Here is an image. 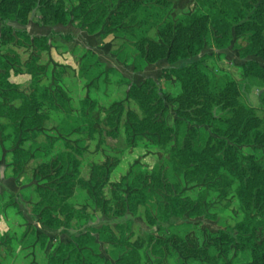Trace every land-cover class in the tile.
Segmentation results:
<instances>
[{
	"label": "trees",
	"instance_id": "obj_1",
	"mask_svg": "<svg viewBox=\"0 0 264 264\" xmlns=\"http://www.w3.org/2000/svg\"><path fill=\"white\" fill-rule=\"evenodd\" d=\"M194 3L191 12L172 18L170 0H73L70 11L65 0H0V44L25 40L32 45L33 57L27 66L34 78L36 61L49 49L51 37L58 32L51 30L49 34L33 36L9 21L24 25L38 11L46 25L76 21L87 34L101 30L104 34L112 33L120 40L114 50L117 59L123 61L133 55L135 70L140 69L141 63L166 59L169 65L161 72L178 88L176 96H167L176 101L178 117L174 123L166 120V98L153 78L130 83L127 95L141 113H129L124 125L126 136L138 140L145 135L160 147L173 141L166 164L176 175L189 184H203L214 193L233 192L241 210L234 224L210 234L213 251L186 247L188 255L216 264L224 254L234 250L241 257L239 264H264V65L256 59L245 60L240 67L239 80L225 70L210 69L205 54L184 65H174L179 60L199 55L209 39L220 49L239 35L246 36V44L240 49L242 58H264V0H194ZM87 61L85 56L83 69ZM10 74V64L0 54V134L11 140L13 168L17 173L28 152L16 143L37 135L50 119L51 112L57 109L56 103L61 97L36 80L31 82L28 93L18 91ZM247 80H258L262 87L258 96L260 113L242 97L240 87ZM82 103L87 104V98ZM82 114L85 115L84 109ZM205 125L211 127L210 134L202 133ZM82 129L94 131L90 120L88 127ZM238 145H251L252 151L240 152ZM57 162L53 164L54 172L46 177L47 185L36 187L30 198L36 220L49 229L69 225L73 206L70 198L76 185L85 183L79 176L80 163L75 156L68 154V159L62 157L61 163ZM98 169L103 170L102 166L93 168V182ZM140 178H134L125 195L114 187L113 195L106 202L107 213L123 216L127 211L137 212L142 206L148 223L167 231L162 223H170L171 217L183 215L191 208L192 200L181 196L177 183L161 182L158 174L152 172L149 188L162 189L153 216L146 206L147 188L140 185ZM201 213L196 205L191 216ZM118 227L122 231V226ZM108 229L107 225H89L71 233L68 241H58L53 247L48 263L72 264L84 258L87 264H98L103 260L98 256L99 242L112 237ZM38 239L43 247L47 236L39 233ZM149 239L154 249L164 242L153 235ZM124 246L119 255H114V264H142L139 252L142 243L137 240Z\"/></svg>",
	"mask_w": 264,
	"mask_h": 264
},
{
	"label": "rangeland",
	"instance_id": "obj_2",
	"mask_svg": "<svg viewBox=\"0 0 264 264\" xmlns=\"http://www.w3.org/2000/svg\"><path fill=\"white\" fill-rule=\"evenodd\" d=\"M65 3L70 11L73 0H65ZM170 3L169 15L172 18L189 13L195 7L194 0H170ZM9 23L17 28H25L33 36L46 35L51 30L58 32L51 37L49 49L36 61L34 78L28 73L27 66L32 61L33 48L25 40L0 44V54L10 64L9 78L16 84V90L28 93L31 82L36 80L39 85H45L59 94L61 99L35 137L16 143V146L28 152L26 161L17 173L13 168L11 140L4 139L0 134V264H49L48 255L58 241H68L71 233H77L89 225H107L110 227L107 231L112 235L110 240L99 242L98 256L103 260L98 264H105L106 261L114 264V255H119L126 248L124 244L137 240L142 243L139 248L142 264H211L206 258L197 259L194 255H188L186 247L196 246L207 252L213 251L210 234L232 226L241 213L233 192L222 191L218 194L203 184H189L166 164L173 141L160 147L145 135L138 140L132 137L128 139L124 130L129 113H141L127 95L129 85L138 84L149 77L159 83L166 98V120L174 123L178 117L176 101L167 98L176 96L178 88L173 80L164 78L161 72L163 67L169 65L166 59L141 63L140 69L135 70L133 55L127 60L117 59L114 50L120 40L112 33L104 34L101 30L90 35L82 31L76 21L65 25H46L42 23L38 11L24 25L16 20ZM245 44V35L234 36L227 47L220 49L215 48L209 39L199 55L179 60L174 65H184L205 54L210 69L225 70L239 80L240 67L245 60L256 59L264 65V58L240 56V49ZM85 56L88 63L83 69L81 66ZM240 88L244 100L258 108L260 113L258 96L262 87L259 81L247 80ZM85 98L87 104L82 103ZM89 120L94 128L92 133L82 129L88 127ZM188 126L191 124L188 123ZM210 128L203 126L202 133L210 134ZM237 149L248 153L252 151V146L238 145ZM68 154L78 159L79 176L85 183L77 184L70 198L73 206L69 225L49 229L36 220V215L31 211L30 198L36 187L47 185L46 177L54 172V161L60 164L62 157L68 159ZM95 166H102L103 170H97L99 174L93 182L91 176ZM152 172L158 174L161 182L177 183L181 196H189L192 200L191 208L183 215L171 217L170 223H162L161 226L167 231L149 224L142 206L137 212L127 211L123 216L108 214L106 210V202L113 195L114 187L125 195L134 178L141 176L140 185L147 188L146 206L155 216L162 189L149 188ZM119 183L120 186L116 187ZM196 205L202 213L191 216ZM252 214L258 216L256 211H252ZM39 233L47 236L43 247L38 239ZM150 235L160 238L163 244L154 249L149 243ZM240 259V255L231 250L216 264H239ZM72 264L87 263L82 258L80 262Z\"/></svg>",
	"mask_w": 264,
	"mask_h": 264
}]
</instances>
